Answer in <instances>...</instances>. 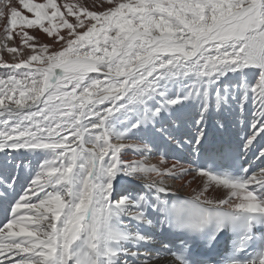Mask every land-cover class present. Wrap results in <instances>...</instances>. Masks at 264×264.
I'll list each match as a JSON object with an SVG mask.
<instances>
[{"label":"snow or ice","instance_id":"1","mask_svg":"<svg viewBox=\"0 0 264 264\" xmlns=\"http://www.w3.org/2000/svg\"><path fill=\"white\" fill-rule=\"evenodd\" d=\"M92 7L0 0V264H264V0Z\"/></svg>","mask_w":264,"mask_h":264},{"label":"bare ground","instance_id":"2","mask_svg":"<svg viewBox=\"0 0 264 264\" xmlns=\"http://www.w3.org/2000/svg\"><path fill=\"white\" fill-rule=\"evenodd\" d=\"M36 2H42V0H36ZM57 3L61 4V5L64 4V3L83 5L85 7H88L89 10H96L92 6L95 3H97V0H57ZM61 11L62 12H66V9H63V7H62ZM25 14H27V15H29L31 17V14L26 13V11H25ZM68 19L71 22L72 20L75 19V17H68ZM2 28H3V22H0V35H2ZM25 30L28 31L30 35L38 36L41 41H43L45 43H51V41L49 40L47 35L42 33L41 31H39L37 29H27V28H25ZM17 43H18V37H17ZM11 46H13V41H8V47H11ZM28 51H30V50H28ZM0 58H2L3 61H5V62H7L9 64L19 61V58H17L16 60H13V54L8 53L6 51V49H3V48H0ZM8 71H9V69L0 67V74H4V73H6ZM18 71L24 72V71H27V70L21 68ZM57 71H59V70H57ZM92 75H96V74H92ZM247 120L251 121V116H248ZM228 122H229L231 134H234L235 136L239 135L240 137H242L243 134H244V130L241 129L239 124L235 123V117L229 115ZM247 130L250 131V129H247ZM261 143H264V141H261ZM0 158H2V155H0ZM127 158L128 159H133L134 157L131 155V153H129ZM135 158L139 159V157H135ZM185 159H187V157H185ZM250 159H251V161L255 162L256 164L261 165L260 161L253 160L252 156L250 157ZM146 162L149 163V164H157L158 166H161V167L164 166V165H160V157L157 154H153ZM171 162H172V160L170 158L169 159V164ZM35 163H36V160L33 158V167H35ZM263 167H264V165H263ZM34 177H35V172H32L31 174H29L27 170L22 171L21 175H20L19 182L16 185V193L18 195H23L24 191L28 188V184H29L30 178H34ZM152 178H155V177H152ZM185 179L188 180V179H191V177H186ZM168 183L170 185H172L174 188H176L178 190V193H181V194H184V195H189L191 193V188L192 187H196V183H193L191 187H182L181 185L184 183V181H171V180H169ZM40 195L43 196V192H41ZM29 198L32 199L33 202H37L35 200V197L30 195ZM0 207L4 208L7 211L8 216L10 218V213H9V210H8L9 209V205L7 203L0 202ZM22 212H23V210H22ZM26 214L27 215H31V213H26ZM162 264H166V261H162Z\"/></svg>","mask_w":264,"mask_h":264}]
</instances>
